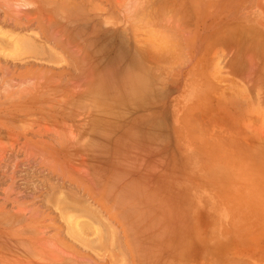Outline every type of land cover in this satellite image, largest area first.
I'll list each match as a JSON object with an SVG mask.
<instances>
[{"label":"rangeland","instance_id":"rangeland-1","mask_svg":"<svg viewBox=\"0 0 264 264\" xmlns=\"http://www.w3.org/2000/svg\"><path fill=\"white\" fill-rule=\"evenodd\" d=\"M144 263L264 264V0H0V264Z\"/></svg>","mask_w":264,"mask_h":264},{"label":"bare ground","instance_id":"bare-ground-1","mask_svg":"<svg viewBox=\"0 0 264 264\" xmlns=\"http://www.w3.org/2000/svg\"><path fill=\"white\" fill-rule=\"evenodd\" d=\"M71 4V3H70ZM69 5V4H68ZM67 6V5H66ZM56 7V6H55ZM53 9V8H52ZM164 9V8H163ZM75 10H77V9H73V11L75 12ZM57 11V10H56ZM69 11H70V9H69ZM80 11V10H79ZM82 11V10H81ZM162 11V10H161ZM59 12V11H58ZM72 12V11H71ZM77 12V11H76ZM62 13V12H61ZM60 13V14H61ZM79 13V12H78ZM53 14H55L54 13V11H53ZM59 14V13H58ZM58 14H56V15H58ZM59 14V16H61ZM70 14V13H69ZM73 14V13H72ZM80 14V13H79ZM151 14V13H150ZM64 15V14H63ZM68 15V14H67ZM71 15V14H70ZM164 15V14H163ZM76 16H78V15H76ZM80 16V15H79ZM153 16H155V15H153ZM71 17V16H70ZM149 17V16H148ZM151 17V16H150ZM58 18H60V17H58L57 16V19ZM69 18V16H67V19ZM75 18V17H74ZM153 18V17H152ZM151 18V19H152ZM155 18V17H154ZM55 19V18H54ZM62 19V18H61ZM67 19H65L66 21H68ZM161 19V18H160ZM70 20H72V18L70 19ZM158 20V19H157ZM83 21V20H82ZM149 21H150V19H149ZM71 22V21H70ZM84 22V21H83ZM86 22V21H85ZM67 27V26H66ZM83 27V26H82ZM94 27V26H93ZM96 28V27H95ZM94 29V28H93ZM92 28H91V30H93ZM49 30V29H48ZM80 31H82V30H80ZM87 31V30H86ZM95 31V30H94ZM77 32V31H76ZM79 32V31H78ZM90 32V31H89ZM88 32V33H89ZM93 32V31H92ZM91 32V34H93ZM82 33H83V31H82ZM82 33H79L80 35L79 36H82L81 34ZM84 34H85V31H84ZM87 34V33H86ZM85 34V35H86ZM90 34V33H89ZM88 34V35H89ZM56 36V35H55ZM62 36V35H61ZM69 36V35H68ZM71 36V35H70ZM73 37H74V34L72 35ZM78 36V37H79ZM54 37V36H53ZM59 37V36H58ZM83 37V36H82ZM55 38V37H54ZM61 38V37H60ZM80 38V37H79ZM78 39V38H77ZM81 39V38H80ZM60 40V39H59ZM67 40V39H66ZM65 40V41H66ZM69 40V39H68ZM70 44H72L71 42H72V39H71V37H70ZM73 40H75L76 41V38L75 39H73ZM82 40V39H81ZM64 42V41H63ZM77 42V41H76ZM75 43V42H74ZM73 43V44H74ZM78 43V42H77ZM66 44V43H65ZM72 44V45H73ZM86 44V43H85ZM84 44V45H85ZM18 45V44H17ZM61 45H62V42H61ZM64 45V44H63ZM90 45V44H89ZM65 46V45H64ZM74 46H75V44H74ZM81 46H83V44L81 45ZM91 46V45H90ZM89 46V47H90ZM136 46V45H135ZM80 47V46H79ZM137 47V46H136ZM64 48H67V46L66 47H64ZM85 50H86V48L85 47H83ZM166 48V47H165ZM83 49V50H84ZM69 50V49H68ZM76 50H77V48H76ZM80 50V49H79ZM88 50V49H87ZM72 51V50H71ZM82 51V50H81ZM78 52V51H77ZM83 52V51H82ZM80 53V52H79ZM88 55H89V53L87 54V57H88ZM81 56V55H80ZM84 56H86L85 54H84ZM83 56V57H84ZM94 56V55H93ZM93 56H91V57H93ZM89 57H90V55H89ZM87 59V58H86ZM91 58H88L87 59V61L88 60H90ZM82 62L83 61H79V62H77V60H76V62H75V67L78 69V71H79V73H81V75H82V73H84V75H82V77H80V80L81 81H83L84 80V84H85V87L87 86V89H83L84 91L82 92V94L80 95V96H82V95H84L85 94V92L87 91H89V93L88 94H90V95H93V96H98L100 99L96 102V105L94 106V108L93 109H97L99 112H107V110L108 109H110V106H111V104H117V105H123L124 103H123V100H124V98H126L128 95L130 96L131 95V97H130V99L132 100V103L134 104L135 102H137L138 100H136V97H137V95L138 94H140L141 95V92L143 91V90H145L146 88H147V83H146V81L144 80V78L141 76V74H143V71H142V69L141 68H137V66L135 65V63H131L123 72H122V75H121V77L119 78V79H117V81H115L116 83H114V84H110V83H112V81L109 83V81L108 80H111V78L110 77H108V75H109V73L106 75V70H104V71H101L100 69V72H98V73H94L93 72V70L92 69H90V67H88L89 65H90V63L89 62H87V63H89V64H87L88 66H85V67H87V69L85 70L84 68H83V64L85 63H83L82 64ZM71 63H73V62H71ZM74 64V63H73ZM93 64V63H92ZM91 64V65H92ZM96 65V64H95ZM98 65H99V63H98ZM98 67V66H97ZM73 68H74V66H73ZM141 69V70H140ZM95 70V69H94ZM81 71V72H80ZM83 71H85V72H83ZM144 71H146V70H144ZM71 72V71H70ZM109 72V71H108ZM141 74H140V73ZM145 73V72H144ZM69 74V73H68ZM72 74V73H71ZM92 75L91 76V78L90 79H88V77H87V75ZM105 74V75H104ZM110 74H112V71H111V73ZM80 75V76H81ZM113 75V74H112ZM143 75H146V74H143ZM70 76V75H69ZM116 76V75H115ZM109 78V79H107V78ZM113 77V76H112ZM51 78H53V77H51ZM147 78H148V76H147ZM56 79V78H55ZM105 79H107L106 81H107V85H105V84H103L104 82H105ZM48 80V79H47ZM51 80V79H50ZM54 80V79H53ZM102 80H104L103 81V85H105L104 87L105 88H108L109 87V89H107V91H106V89H104L105 90V92H102V90H101V92H100V90L98 89V91L99 92H95L96 91V88H94L95 86H96V84L95 83H97L98 81H102ZM47 82V81H46ZM50 82V81H49ZM100 83V82H99ZM110 85H109V84ZM39 84V83H38ZM48 84H50V83H48ZM53 84H51V85H49L50 87L52 86ZM94 85V86H93ZM102 85V86H103ZM46 86V85H45ZM44 86V87H45ZM97 86H98V83H97ZM108 86V87H107ZM151 86V85H150ZM150 86H149V88H148V90L150 89ZM103 87V88H104ZM53 88H56L55 87V85L53 86ZM95 89V90H94ZM86 90V91H85ZM103 90V91H104ZM47 91H48V89H47ZM80 92V93H81ZM87 94V93H86ZM147 95V94H146ZM149 95V94H148ZM88 96L89 95H87V98H88ZM95 96V97H96ZM83 97H85V95L83 96ZM142 97H143V95H142ZM145 97V96H144ZM148 97V96H147ZM37 98V97H36ZM43 98V97H42ZM86 98V97H85ZM149 98V97H148ZM82 99V98H81ZM145 100L147 99V98H144ZM41 100V99H40ZM83 100V102L85 101L84 99H82ZM81 100V101H82ZM87 100H90V99H87ZM86 100V101H87ZM102 100V101H101ZM114 100V101H113ZM136 100V101H135ZM80 101V100H79ZM93 101V100H92ZM91 101V102H92ZM113 101V102H112ZM148 101H149V99H148ZM73 102V101H72ZM88 102V101H87ZM94 102V101H93ZM115 102V103H114ZM75 103V102H74ZM80 104L82 103V102H79ZM86 103V102H85ZM98 103V104H97ZM131 103V102H130ZM84 104V103H83ZM87 104H89L90 105V102L89 103H87ZM126 104V103H125ZM31 105V104H30ZM65 105V104H64ZM88 105V106H89ZM93 105H94V103H93ZM135 105V104H134ZM84 106H85V104H84ZM83 106V107H84ZM91 106V110H92V104L90 105ZM81 107H82V104H81ZM83 107H82V110H83ZM136 107V106H135ZM60 108H62V107H60ZM63 109V108H62ZM85 110V109H84ZM95 111V110H94ZM81 112V111H80ZM85 112V111H84ZM90 112V111H89ZM91 114V113H90ZM62 115V114H61ZM73 115V114H72ZM91 116V115H90ZM97 117V116H96ZM106 118H108V117H106ZM104 119V118H103ZM118 119V120H117ZM120 119H121V115H120ZM104 120H107V121H105V122H108V119H104ZM112 120V119H111ZM109 121H110V119H109ZM114 121V120H113ZM116 121H117V123L118 124H121L120 122H118L119 121V118H117V117H115V121H114V123H116ZM121 121V120H120ZM104 122V123H105ZM111 122H108V124H110ZM111 125V124H110ZM110 125H106L105 126V131L106 132H104L105 134H109V132H111V130H109V127H110ZM90 126V125H89ZM113 127V126H112ZM119 127V126H118ZM118 127H117V129H118ZM146 127V126H145ZM134 129H135V126H134ZM119 130V129H118ZM131 128L129 127H126V129H125V132H123L122 133V135L123 136H125L127 133H130L131 132ZM138 131V130H137ZM136 130H134V132H137ZM145 132V131H144ZM151 132V131H150ZM91 133V132H90ZM143 133V132H142ZM151 133H153V132H151ZM139 134H141L140 132H139ZM143 134H145V133H143ZM142 134V135H143ZM149 134V133H148ZM147 134H145L144 136H146ZM150 135V134H149ZM153 136V135H152ZM103 137H106L105 135L103 136ZM147 137H148V135H147ZM151 137V136H150ZM108 138V137H107ZM117 138V137H116ZM120 138V137H119ZM115 139L114 141H113V143H114V145H116V152H120V151H123L124 149H125V147H126V149L124 150V151H127V149H128V147L127 146H124V145H126V144H124V145H121L120 143H119V140L120 139ZM129 138V137H128ZM139 138V137H138ZM154 138V137H153ZM142 139V138H141ZM151 139H152V137H151ZM154 140V139H153ZM112 142V141H111ZM128 142V141H127ZM93 143V142H92ZM122 143H124V142H122ZM135 143H137V142H135ZM144 142H142V143H138L137 145H134V146H136L135 148L137 149V150H139L140 151V149H139V147H141V146H138L139 144H143ZM127 145H129V144H127ZM102 146H104V145H102ZM129 146H131V145H129ZM138 146V147H137ZM144 146V145H143ZM105 149V148H104ZM142 149V148H141ZM110 150V149H109ZM147 152V151H146ZM125 153V152H124ZM148 153H150L151 154V152H148ZM149 158H151V156L149 157ZM148 158V159H149ZM93 160H95V158L93 159ZM101 160V159H100ZM96 161H99V160H96ZM121 161H122V159H121ZM149 161V160H148ZM109 162V161H108ZM123 162V161H122ZM100 162H98V164H99ZM103 163V162H102ZM107 163V162H106ZM98 164H96V165H98ZM117 164V163H116ZM121 164V163H120ZM120 164H119V166H120ZM125 164H126V166H128V167H132V161H130V160H125ZM139 164V163H138ZM105 166H106V164H104ZM109 166H110V164H109ZM114 166V165H113ZM136 166H138V165H136ZM143 166V165H142ZM140 167V169L141 168H143V167H146V166H143V167ZM148 166V165H147ZM125 167V166H124ZM100 168H101V166H100ZM109 168H111V166L109 167ZM114 168V167H113ZM119 168H121V166L119 167ZM118 168V169H119ZM136 168V167H135ZM139 168V167H138ZM107 169V168H106ZM112 169V168H111ZM96 170V169H95ZM124 170H127V169H124ZM142 170V169H141ZM140 170V171H141ZM144 170V169H143ZM147 170H150V169H147ZM120 171V170H119ZM118 172V171H117ZM122 172V171H121ZM120 172V173H121ZM97 173V172H96ZM126 173V172H125ZM130 173V172H129ZM131 173H134V172H131ZM103 174V173H102ZM101 174V175H102ZM106 175V174H105ZM108 175V174H107ZM109 175H110V173H109ZM125 175V174H124ZM131 175V174H130ZM129 175V176H130ZM111 176H113V175H111ZM110 176V177H111ZM114 177V176H113ZM123 177H125V176H123ZM122 177V178H123ZM131 177V176H130ZM129 177V178H130ZM121 179V178H120ZM138 179H140V178H138ZM102 180V179H101ZM126 180V179H125ZM127 180H129V179H127ZM126 180V181H127ZM103 181H104V178H103ZM108 181H110V180H108ZM114 181V180H113ZM117 181V180H116ZM121 181V180H120ZM123 181H124V179H123ZM122 181V182H123ZM142 182V181H141ZM106 183V182H105ZM120 183V182H119ZM133 183V182H132ZM103 184V183H102ZM108 184V183H107ZM117 183H115V185H116ZM130 184V183H129ZM121 185V184H120ZM102 186V185H101ZM113 186V185H112ZM124 186V185H123ZM104 186H102V193L104 192L103 190H104V188H103ZM110 187V186H109ZM113 188H115V187H113ZM90 191H91V189H90ZM100 192V191H99ZM109 192H110V190H109ZM113 192V191H112ZM134 192V191H133ZM142 192V191H141ZM94 193V192H93ZM136 193H138V191L136 192ZM143 193V192H142ZM98 194V193H97ZM105 194H107L106 193V187H105ZM105 194H104V196H105ZM126 195L125 196H127V194H129L128 192H126L125 193ZM135 194V193H134ZM139 194V193H138ZM101 195V194H100ZM100 195H99V197H100ZM103 195V194H102ZM109 195V194H108ZM131 195V194H130ZM133 195V194H132ZM142 195V194H141ZM140 195V196H141ZM112 196V195H111ZM138 196V195H137ZM140 196H138V197H140ZM106 197V196H105ZM108 197H110V196H108ZM133 197H136V195L135 196H133ZM111 198V197H110ZM109 198V199H110ZM98 199V198H97ZM101 199H102V197H101ZM106 199H108V198H106ZM108 199V200H109ZM112 199V198H111ZM99 200V199H98ZM107 200V201H108ZM102 201V200H101ZM105 201V200H104ZM112 201V200H111ZM110 201V202H111ZM132 201H134V199L132 200ZM106 202V201H105ZM110 202H109V205H110ZM114 202V201H113ZM112 202V204H114ZM102 203V202H101ZM117 203H120V202H116V204ZM120 204H123V203H120ZM126 204V203H125ZM123 205V207L124 206H127V204L126 205ZM107 205V204H106ZM121 207H122V205H120ZM108 207V206H107ZM114 207L115 208H117V206H115L114 205ZM113 207V208H114ZM128 207V206H127ZM135 207V206H134ZM106 208V207H105ZM126 208V207H125ZM138 208V207H137ZM109 209H111V208H109ZM117 209H120V207H119V205H118V208ZM116 209V210H117ZM130 209V208H129ZM121 210V213H122V210L123 209H120ZM131 210V209H130ZM118 212H120L119 210H117ZM127 211V210H126ZM139 211V210H138ZM137 211V212H138ZM114 212V211H113ZM123 212H125V211H123ZM121 213H119V214H121ZM111 215H113V214H111ZM114 215H115V213H114ZM117 215V214H116ZM115 215V216H116ZM127 215V214H126ZM119 216V215H118ZM128 216V215H127ZM134 216V215H133ZM132 216V217H133ZM122 218V217H121ZM135 218V217H134ZM133 218V219H134ZM141 219V218H140ZM123 219H121L120 221H122ZM132 220V219H131ZM128 221V220H127ZM126 222V221H125ZM134 222V221H133ZM137 222V221H136ZM135 222V223H136ZM146 222V221H145ZM123 224V223H122ZM138 224V223H137ZM133 225V224H132ZM105 226V225H104ZM123 227V226H122ZM131 227V226H130ZM127 228V227H126ZM139 228V227H138ZM143 228V227H142ZM71 229H72V231H74V232H80V231H82L83 229H85V227L84 226H82V225H80L79 223H77V222H73L72 223V225H71ZM124 229V228H123ZM140 229V228H139ZM130 230V229H129ZM136 232V231H135ZM127 234H128V232H127ZM133 234H134V231H133ZM128 236V235H127ZM128 239V238H127ZM130 240V239H129ZM134 240V239H133ZM132 241V240H131ZM135 242V241H134ZM130 244H131V242H130ZM136 244V243H135ZM134 252V251H133ZM148 261V260H147ZM149 263V262H148ZM145 264V263H144Z\"/></svg>","mask_w":264,"mask_h":264}]
</instances>
